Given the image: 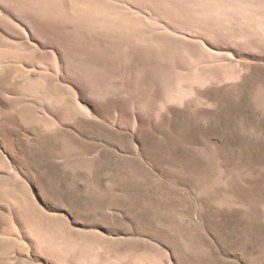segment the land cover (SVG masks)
Wrapping results in <instances>:
<instances>
[{"label":"rangeland","instance_id":"374dc122","mask_svg":"<svg viewBox=\"0 0 264 264\" xmlns=\"http://www.w3.org/2000/svg\"><path fill=\"white\" fill-rule=\"evenodd\" d=\"M0 264H264V0H0Z\"/></svg>","mask_w":264,"mask_h":264}]
</instances>
